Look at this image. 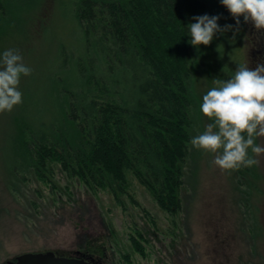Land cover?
Segmentation results:
<instances>
[{"label":"rangeland","instance_id":"374dc122","mask_svg":"<svg viewBox=\"0 0 264 264\" xmlns=\"http://www.w3.org/2000/svg\"><path fill=\"white\" fill-rule=\"evenodd\" d=\"M71 1L44 0L38 9L39 0L13 3L2 26L0 52L17 50L32 72L21 77L23 102L0 113V264L48 251L93 258L105 252L113 264H128L127 258L130 264H264V155L258 157L262 177L248 198L250 206L243 192L248 189L240 186L236 170L219 169L213 163L215 154L192 146L177 216L162 211L131 174L127 189L117 193L93 192L57 165L48 183L28 169L9 177L7 169L21 160L15 156L18 131L13 118L25 115L32 104L54 107L52 74L59 47L63 42L71 48L73 43L67 35ZM211 10L212 16L220 17L221 28L232 26L216 34L200 59L214 64L215 78H231L241 64L254 70L264 63V29H255L243 17L237 28L221 0H214ZM204 66L196 70L194 137L210 123L200 112L207 88ZM257 143H264V138ZM137 242L143 255L136 250Z\"/></svg>","mask_w":264,"mask_h":264},{"label":"trees","instance_id":"16d2710c","mask_svg":"<svg viewBox=\"0 0 264 264\" xmlns=\"http://www.w3.org/2000/svg\"><path fill=\"white\" fill-rule=\"evenodd\" d=\"M19 1L27 0H0V37ZM212 6L214 0L71 1L73 43L59 47L54 107L32 104L13 118L21 160L7 169L9 177L28 169L48 183L57 165L93 192L117 193L131 174L162 211L177 216L198 110L196 70L205 65L202 97L217 70L200 60L205 46L190 44L188 25L193 17H211ZM236 172L250 203L262 177L258 167Z\"/></svg>","mask_w":264,"mask_h":264},{"label":"clouds","instance_id":"9594fccd","mask_svg":"<svg viewBox=\"0 0 264 264\" xmlns=\"http://www.w3.org/2000/svg\"><path fill=\"white\" fill-rule=\"evenodd\" d=\"M239 27L240 17L255 29H264V0H221ZM188 25L193 47L208 46L217 33L231 31V25L221 28L219 16H197ZM235 35V33H234ZM32 69L23 62L17 50L9 49L0 56V113L11 112L23 102L19 90L21 77ZM213 87L202 97L200 112L211 121L206 129L193 137L191 145L215 154L214 165L223 171L250 168L260 163L264 155V63L250 69L238 66L227 80L213 79Z\"/></svg>","mask_w":264,"mask_h":264},{"label":"water","instance_id":"95a60500","mask_svg":"<svg viewBox=\"0 0 264 264\" xmlns=\"http://www.w3.org/2000/svg\"><path fill=\"white\" fill-rule=\"evenodd\" d=\"M8 264H91L88 260L81 258L79 254L74 257L58 256L55 252L26 253L15 257Z\"/></svg>","mask_w":264,"mask_h":264},{"label":"flooded vegetation","instance_id":"af4514ba","mask_svg":"<svg viewBox=\"0 0 264 264\" xmlns=\"http://www.w3.org/2000/svg\"><path fill=\"white\" fill-rule=\"evenodd\" d=\"M81 258H84L88 260L91 264H113L112 261L109 260V256L104 252L103 254L101 253L100 256L96 257H83L80 256ZM128 264L131 263V258H127Z\"/></svg>","mask_w":264,"mask_h":264}]
</instances>
